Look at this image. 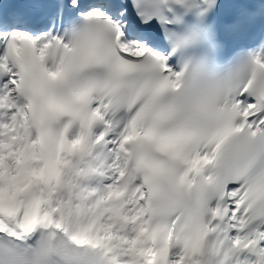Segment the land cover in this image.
<instances>
[{"label":"snow or ice","instance_id":"obj_1","mask_svg":"<svg viewBox=\"0 0 264 264\" xmlns=\"http://www.w3.org/2000/svg\"><path fill=\"white\" fill-rule=\"evenodd\" d=\"M0 264H264V0H0Z\"/></svg>","mask_w":264,"mask_h":264}]
</instances>
